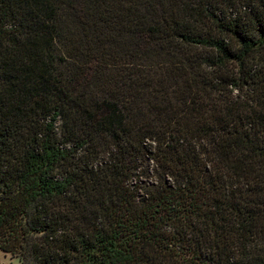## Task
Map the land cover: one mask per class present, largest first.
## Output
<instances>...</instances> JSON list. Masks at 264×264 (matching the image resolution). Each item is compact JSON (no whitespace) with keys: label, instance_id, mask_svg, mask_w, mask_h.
<instances>
[{"label":"trees","instance_id":"obj_1","mask_svg":"<svg viewBox=\"0 0 264 264\" xmlns=\"http://www.w3.org/2000/svg\"><path fill=\"white\" fill-rule=\"evenodd\" d=\"M0 250L264 264V0H0Z\"/></svg>","mask_w":264,"mask_h":264},{"label":"rangeland","instance_id":"obj_2","mask_svg":"<svg viewBox=\"0 0 264 264\" xmlns=\"http://www.w3.org/2000/svg\"><path fill=\"white\" fill-rule=\"evenodd\" d=\"M0 264H19V260L10 252L0 250Z\"/></svg>","mask_w":264,"mask_h":264}]
</instances>
